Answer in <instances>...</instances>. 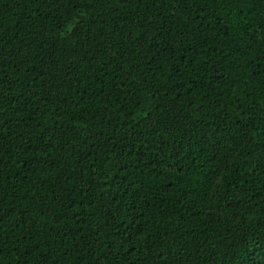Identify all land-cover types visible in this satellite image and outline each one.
Masks as SVG:
<instances>
[{"label":"trees","instance_id":"trees-1","mask_svg":"<svg viewBox=\"0 0 264 264\" xmlns=\"http://www.w3.org/2000/svg\"><path fill=\"white\" fill-rule=\"evenodd\" d=\"M0 264H264V0H0Z\"/></svg>","mask_w":264,"mask_h":264}]
</instances>
